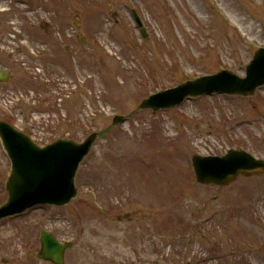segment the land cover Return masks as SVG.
Returning a JSON list of instances; mask_svg holds the SVG:
<instances>
[{
  "label": "rangeland",
  "instance_id": "374dc122",
  "mask_svg": "<svg viewBox=\"0 0 264 264\" xmlns=\"http://www.w3.org/2000/svg\"><path fill=\"white\" fill-rule=\"evenodd\" d=\"M258 48L264 0H0V120L40 147L97 133L75 198L0 220V264H52L42 230L71 242L65 264H264V175L203 185L191 164L264 159V86L141 107L201 76L245 77ZM11 168L0 138V205Z\"/></svg>",
  "mask_w": 264,
  "mask_h": 264
},
{
  "label": "water",
  "instance_id": "95a60500",
  "mask_svg": "<svg viewBox=\"0 0 264 264\" xmlns=\"http://www.w3.org/2000/svg\"><path fill=\"white\" fill-rule=\"evenodd\" d=\"M142 26L140 17L133 11ZM145 35V30L142 29ZM0 81H10V75L0 70ZM264 85V48H259L246 67V76L230 70L202 76L178 87L152 95L142 102V108H170L181 104L189 96L215 92L251 96ZM117 117L115 123L122 122ZM97 133L90 134L82 143L58 139L45 147L34 143L25 133L0 120V138L12 162V171L6 182L8 200L0 206V220L20 214L38 204L58 206L69 203L77 196L75 176L84 157L90 152ZM192 164L197 181L201 184L226 186L239 176L264 175V159H257L244 150L231 149L224 156L194 155ZM71 242L62 243L51 232H40L37 256L53 264H65V252Z\"/></svg>",
  "mask_w": 264,
  "mask_h": 264
},
{
  "label": "flooded vegetation",
  "instance_id": "af4514ba",
  "mask_svg": "<svg viewBox=\"0 0 264 264\" xmlns=\"http://www.w3.org/2000/svg\"><path fill=\"white\" fill-rule=\"evenodd\" d=\"M50 28V27H49Z\"/></svg>",
  "mask_w": 264,
  "mask_h": 264
}]
</instances>
